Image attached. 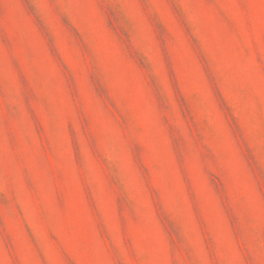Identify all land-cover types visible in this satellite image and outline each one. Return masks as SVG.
I'll return each mask as SVG.
<instances>
[{
  "label": "rangeland",
  "instance_id": "1",
  "mask_svg": "<svg viewBox=\"0 0 264 264\" xmlns=\"http://www.w3.org/2000/svg\"><path fill=\"white\" fill-rule=\"evenodd\" d=\"M0 264H264V0H0Z\"/></svg>",
  "mask_w": 264,
  "mask_h": 264
}]
</instances>
